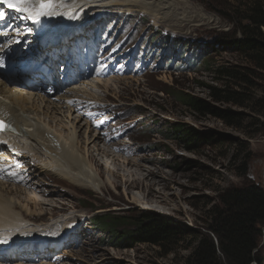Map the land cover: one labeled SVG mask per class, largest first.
I'll list each match as a JSON object with an SVG mask.
<instances>
[{"label": "rangeland", "instance_id": "374dc122", "mask_svg": "<svg viewBox=\"0 0 264 264\" xmlns=\"http://www.w3.org/2000/svg\"><path fill=\"white\" fill-rule=\"evenodd\" d=\"M168 1H172L178 14L190 11L194 15L198 11L214 21L209 24L205 21L188 25L169 17L157 19L153 12L139 7H106L99 12L91 11L88 20L95 18L96 21L83 25L84 30L92 35L89 38L100 37L106 44L109 41L105 48L110 49L109 53L130 50V55L121 58L119 62L129 70L137 67L138 72L122 75L126 78L120 81H109L113 86L108 90L101 87L98 89L99 93L88 94L81 89L82 92L78 93L81 100L71 99L72 103H75L74 100L78 104L74 111L83 118L81 123L85 126L82 131L85 132L88 122L94 125L95 121L93 130L101 129L102 136H106L103 137L104 141L97 142L99 147L106 149L109 155L136 158L138 165L131 167L127 162L128 164L119 166L115 162L108 167L105 163L109 160L95 153L94 157L101 161L96 163L95 168L99 172L103 171L99 176L101 183L105 184L103 190L58 185L50 177L42 182L50 192H39V200L52 199L58 206L62 203L69 206L62 210L57 208L59 213L51 212L44 219L32 222L34 226L48 224L51 228H56L40 232L41 239L27 237L32 239L30 242L63 236L59 249L56 254L50 255L52 259L47 263L198 264L192 258L197 247L196 236L188 235L179 242L162 245L143 243L133 248H117L110 245L108 235L91 224L92 219L99 214H108L109 218H114L120 215L135 216L140 211H153L174 218L187 232L196 230L209 233L217 242V237L209 230L212 224L210 211L221 206L222 194L251 185L264 190V81L257 79L254 74L251 83L227 79L216 71L219 67L234 65L253 68V64L246 58L225 46L236 27L233 17H228L226 13L236 14L238 9L234 11L233 8H237L245 0ZM171 9L170 6L169 11ZM193 19L200 20V17ZM137 20L142 21L140 32H137ZM152 21L157 25L148 27ZM13 25L18 28L6 31L10 34V47L20 38V30L32 29L30 25ZM76 34L75 39L80 37L82 31ZM165 35H169V38L164 39ZM177 39L181 40V46L173 44ZM6 42L0 37V44ZM169 42L171 46L168 45ZM170 57L175 60L172 65H169ZM98 77L102 78L99 75L95 79ZM90 80L77 86L87 87L83 83H91ZM208 85L236 91L239 96L245 95L247 101L245 105L218 102L209 95ZM11 86L24 90L15 84ZM180 93L195 96L221 111H227L231 117L221 120L207 112H192L179 100ZM37 94L46 97L42 92ZM52 96L55 98V93ZM96 100L101 101V104ZM175 122L189 124L202 135L214 140L190 149L184 143L153 132L156 128L164 132L170 123ZM92 135L90 132L89 136ZM84 141L85 138L80 137L78 146L82 152L85 149ZM111 143H117L118 146L111 149L104 147ZM25 160L28 163L34 161ZM30 168L31 165L28 171L31 174L30 181L39 185V179L45 173L36 169L35 161ZM116 170L117 174L114 173ZM128 171H131V177ZM148 171L152 173L147 174ZM57 180L64 181L59 178ZM151 183L154 184L147 187ZM18 184L24 189L29 188L28 185ZM157 191H161L166 200L158 199L160 196L158 197ZM52 192H56L55 195H50ZM64 192L66 194L62 195ZM42 205L46 210L52 208L48 202ZM31 211L36 214L43 212L36 206H32ZM57 220L60 221L59 224H56ZM79 224L82 226L76 230L74 226ZM67 226L73 228L64 231ZM259 228L263 235L253 251L258 262L254 261L252 264H264V226ZM34 255L37 260L49 258L43 257L46 255L45 250ZM26 262L32 263L34 258ZM224 264L228 263L224 260Z\"/></svg>", "mask_w": 264, "mask_h": 264}, {"label": "bare ground", "instance_id": "6f19581e", "mask_svg": "<svg viewBox=\"0 0 264 264\" xmlns=\"http://www.w3.org/2000/svg\"><path fill=\"white\" fill-rule=\"evenodd\" d=\"M58 2L64 5L57 8V11L61 13L60 15L41 17L39 24L42 26V29L38 36L39 39L45 33L44 31H48L50 27L56 28V35L58 37H65V40L68 42H72V39L77 35L76 32L83 31L81 37L84 36V38L92 36L84 30L85 26L83 27V25H88L96 21L95 18L91 17H89L91 19L88 20V15L91 11L94 10L95 12H99L102 8L106 7H139L150 10L155 14L157 19H166L169 17L188 25L193 22L206 21L209 24L214 21L208 16H202L204 14H200L198 11L194 15H191L190 11L189 13L185 11L182 14H178V10L176 11V7L171 3L172 1L169 2L168 0H58ZM170 6L172 9L169 11ZM0 10H3L5 13V18L0 20L1 27H8L15 30L18 27L13 24L18 26L30 25L31 27L37 25V23H34L32 20L24 19L23 14L16 13L6 5H0ZM159 14L161 17H159ZM194 17L198 19L200 17V20H194ZM170 22L172 23V21ZM20 31L22 32V30ZM58 37L55 38V35L53 36V44L59 39ZM89 40L93 41L91 37ZM106 42L108 44L109 41ZM10 44V40L7 39L5 45L9 52L17 50L13 48V46L10 47ZM107 44L103 43V46L106 47L108 46ZM1 47L2 44H0V50ZM1 58L0 121L12 127L3 126V129L0 130V152L8 155L5 159L0 155V160H3V162L0 163V264H50L47 263L48 260L52 259L50 255H54L53 253L56 254L63 236H59L58 238L55 237L56 239H43L35 242H30L32 239H28L27 237L41 239L40 232H46L51 226L48 224L34 226L32 222L42 219L51 212V214L59 213L60 211L58 210V212L57 208H61L62 210V208H68L69 206L64 203L58 206V203L52 199L49 201L39 200V192L45 194L50 192L42 182H46L47 177H50L49 179L58 185L66 184V186L73 185L86 189L94 188L103 190L105 184L104 182L101 183L99 179L103 171L99 172L95 168L96 163H101V161L94 157L95 153L109 160V165L107 161L105 163L108 167L111 163L114 164L115 162L119 166H124L128 163L131 167H136L138 165L136 158L123 157L122 155H118V158L116 155H109L106 149L101 146L99 147L97 142L104 141L105 139L103 137L106 136H102L101 129L99 130L100 132L98 130H93L94 125H91L89 122L88 125L86 124V128H84L85 132L82 131V127L85 126L84 123H81L83 118L74 111L78 107L77 101L81 100L78 96V93L82 92L81 89H84L88 94H91V92H94V94L99 93V88L102 87L108 90L113 86L109 81H120L126 77L112 76L105 79H92L90 80L92 81L91 83H83L87 87L73 85L69 86L66 90H63V88L59 89L57 91L59 93H56V89H52L51 91H54L56 97L54 98L52 96L54 93L46 92L45 96L49 97L48 99L37 94L39 92L29 90L31 88L30 85H37L34 74H27L31 78V81L27 82L28 85L13 82V72L11 68L14 63L10 62V60L6 61L4 57ZM14 58L16 59L15 56ZM11 84L23 87L24 90L12 87ZM64 91L67 92V94H60V92ZM71 99H76L77 101L73 100L75 103H71ZM90 132L93 133L91 137L89 136ZM83 133H85V135H83ZM80 137L85 138L84 152L79 149ZM115 146H118V144L111 143L109 145H104V147L110 149ZM35 148H37V151ZM109 152L111 151L109 150ZM6 159H8L7 162L9 163L5 162ZM25 159L34 160L36 162V169L41 173H45L42 179H39V185L30 181L31 174L28 172L29 165H31L32 168L34 161L28 163ZM95 171L98 172L96 173ZM130 172L131 171H128V174H131V177L132 173ZM12 173H15V175H12ZM114 173L117 174V170ZM149 173L152 172L148 171L147 174ZM57 178L64 181H59ZM18 182L26 186L28 185L29 188L24 189L20 187ZM9 184L13 185L11 186ZM15 184H17V186ZM153 184L154 183H151L147 185V187ZM55 193L52 192L50 195H55ZM157 193L158 197L160 196L158 199L166 200L164 199L166 197L162 196L163 193L161 191H157ZM61 194L64 195L66 193L64 192ZM47 202L52 205L50 210L42 208V204H47ZM32 206L40 207V210L43 212L39 214L34 213L31 211ZM65 217L66 216H63V218ZM59 223L60 221L57 220L56 224ZM72 228L73 226H67L66 229L64 228V231H69ZM61 230L63 229H60V231ZM55 231L56 230H54V232ZM15 232L17 233L14 234ZM57 234H59V231ZM44 244H46L51 251L47 250L46 255H43V257L49 256V258H40V260H37L34 254H38V252L42 250L41 248L38 250L37 246ZM33 246H35V248L32 255H27L26 249H30ZM6 258L11 260H6ZM33 258L34 262H26Z\"/></svg>", "mask_w": 264, "mask_h": 264}, {"label": "trees", "instance_id": "16d2710c", "mask_svg": "<svg viewBox=\"0 0 264 264\" xmlns=\"http://www.w3.org/2000/svg\"><path fill=\"white\" fill-rule=\"evenodd\" d=\"M237 6V5H236ZM243 7V10H242ZM238 12H228L233 17L236 27L232 38L225 46L246 58L253 64V68L238 66H222L216 71L227 79H239L251 83L252 74L264 81V0H245L233 8ZM234 25V26H235ZM181 43L175 41L176 46ZM209 95L218 102L245 105V95L239 96L236 91L208 85ZM183 106L196 113H209L214 117L225 120L231 115L221 111L211 104L189 94L180 93L178 96ZM154 133L184 143L193 148L202 143L212 142L214 139L202 135L199 131L181 122L170 123L166 131L158 128ZM211 226L209 233L187 230L174 218L161 215L153 211H140L135 216L120 215L109 218L108 214L93 217V225L110 238L108 242L117 248H133L138 244L149 243L162 245L164 243L179 242L188 235L196 236L197 247L192 258L198 264H252L258 262L253 251L258 247L264 226V190L256 185L242 189L226 191L221 196V206L210 211Z\"/></svg>", "mask_w": 264, "mask_h": 264}, {"label": "snow or ice", "instance_id": "6c2138e0", "mask_svg": "<svg viewBox=\"0 0 264 264\" xmlns=\"http://www.w3.org/2000/svg\"><path fill=\"white\" fill-rule=\"evenodd\" d=\"M0 5H6L16 13L23 14L24 19L32 20L34 23H39L41 17L60 15L61 13L57 11V8L64 6L58 0H0ZM4 18L5 13L3 10H0V20ZM2 34L8 35L7 32H3ZM0 66H2V58H0ZM2 129L3 122L0 121V130ZM12 175H15V173H12Z\"/></svg>", "mask_w": 264, "mask_h": 264}]
</instances>
